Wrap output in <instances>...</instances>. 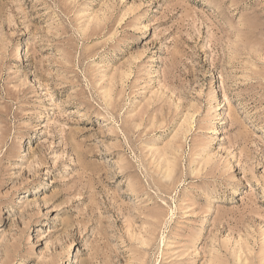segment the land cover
<instances>
[{"label":"rangeland","instance_id":"1","mask_svg":"<svg viewBox=\"0 0 264 264\" xmlns=\"http://www.w3.org/2000/svg\"><path fill=\"white\" fill-rule=\"evenodd\" d=\"M0 264H264V0H0Z\"/></svg>","mask_w":264,"mask_h":264}]
</instances>
